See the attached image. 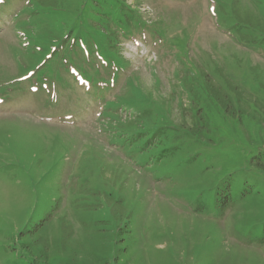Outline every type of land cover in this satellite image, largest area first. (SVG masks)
<instances>
[{
	"label": "rangeland",
	"instance_id": "rangeland-1",
	"mask_svg": "<svg viewBox=\"0 0 264 264\" xmlns=\"http://www.w3.org/2000/svg\"><path fill=\"white\" fill-rule=\"evenodd\" d=\"M0 264H264V0H0Z\"/></svg>",
	"mask_w": 264,
	"mask_h": 264
},
{
	"label": "trees",
	"instance_id": "trees-1",
	"mask_svg": "<svg viewBox=\"0 0 264 264\" xmlns=\"http://www.w3.org/2000/svg\"><path fill=\"white\" fill-rule=\"evenodd\" d=\"M235 14H236V12H235ZM243 17H244V18H240V19L237 18L236 20H238V21L240 22L241 20L245 21L244 19H247V18H248V16H246V15L243 16Z\"/></svg>",
	"mask_w": 264,
	"mask_h": 264
}]
</instances>
